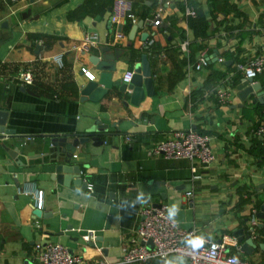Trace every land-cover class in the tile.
Wrapping results in <instances>:
<instances>
[{"label":"crops","instance_id":"crops-1","mask_svg":"<svg viewBox=\"0 0 264 264\" xmlns=\"http://www.w3.org/2000/svg\"><path fill=\"white\" fill-rule=\"evenodd\" d=\"M131 2L135 23L125 18L115 24L113 0H0V115L16 134L0 137V264H39L35 243L47 241L65 244L88 263L115 262L141 209L156 203H166L181 226L195 227L209 238L223 233L236 238L234 230L244 228L256 247L241 250L243 240L236 238L239 249L230 250L264 264V225L258 226L264 220L251 211L264 200V158L252 152L253 139L260 136L255 130L264 126V102H253L249 95L242 106H231L240 102L232 79L236 62L264 52V0H163L158 25L152 21L155 0ZM187 6L205 14L206 36L196 37L188 25ZM115 31L122 37L115 38ZM85 34L95 37L88 49L80 47ZM103 48L115 53L111 80L120 84L91 101L80 88L98 79L101 70L88 56L103 57ZM214 49L222 60H212ZM60 52L62 68L51 59ZM201 53L208 65L194 69ZM142 54L155 93L135 104L119 86ZM25 66L35 74L29 85L16 77ZM255 79L264 86V69ZM218 88L230 93L227 103L219 102ZM94 118L107 125L99 137L103 143L89 140L71 158L93 190L52 180L50 137L84 131ZM187 127L210 134L214 160L208 166L194 172L188 158L148 152L171 130ZM37 190L43 192L41 209L51 216L34 217ZM77 228H93L94 245ZM179 257L129 264H178ZM180 264L190 263L184 258Z\"/></svg>","mask_w":264,"mask_h":264},{"label":"built area","instance_id":"built-area-1","mask_svg":"<svg viewBox=\"0 0 264 264\" xmlns=\"http://www.w3.org/2000/svg\"><path fill=\"white\" fill-rule=\"evenodd\" d=\"M155 2L156 9L152 21L158 25L162 22L163 0H155ZM131 7V0H113L111 21L119 24L126 18L131 23H135L136 17L131 12ZM184 14L195 16L196 9L193 6H187ZM260 35L264 43V27L261 29ZM114 36L120 38L122 32L115 31ZM41 41L39 39V42ZM94 42V36L85 34L80 47L88 49ZM51 59L58 68L65 66L62 52L53 55ZM218 59L222 60L223 58L218 57ZM208 61V56L201 53L192 67L200 69L207 66ZM235 67L241 76L252 77L256 80V76L264 69V52L236 62ZM83 71L88 77H92L89 71L84 69ZM132 74V70H127L123 74V81L128 82ZM16 77L21 84L29 85L33 83L35 74L31 66H25L18 69ZM216 94L221 103H227L230 100V93L226 90L218 88ZM260 117L264 121V107L260 110ZM255 133L260 136L264 133L263 123L256 128ZM148 152L150 154H162L167 158H188L194 162L191 167L194 172L197 166H208L214 160L210 134L196 127L171 130L166 138L153 144ZM87 188L90 191L93 190L91 183H87ZM42 199V190H37L34 194L33 205L42 208ZM257 210L258 207L254 205L251 209L254 216ZM36 224L38 223L36 222ZM253 224L257 226L256 220L253 221ZM76 231L81 234L84 240H90L95 236L93 228L85 230L77 228ZM148 240H151V245L147 243ZM231 246L236 250L239 249L234 236L223 233L220 238L214 239L204 236L195 227H183L171 214L168 205L160 203L141 209L134 233L131 239L121 246L120 256L115 262L100 258L94 263H88L81 255L71 251L65 244L53 241L36 242L34 257L39 264H129L146 262L151 258L164 259L175 254L186 258L190 264H255L241 257L237 252L231 251Z\"/></svg>","mask_w":264,"mask_h":264},{"label":"water","instance_id":"water-1","mask_svg":"<svg viewBox=\"0 0 264 264\" xmlns=\"http://www.w3.org/2000/svg\"><path fill=\"white\" fill-rule=\"evenodd\" d=\"M141 22L132 24V28L129 37L132 38L137 26H140ZM103 57L97 54H90L88 56L89 61L96 65L98 69L101 70L98 79H88L80 88V93L83 97L88 98L91 101H97L102 97L112 85H119L120 80L112 81L110 71L115 68V53L110 52L108 48H103ZM218 58V51L214 49L212 54V60L215 61ZM230 61V60H227ZM119 89L126 90L130 92V101L133 103H138L145 95H153L155 90L153 88V78L150 65L145 54L141 55L140 62H137L133 69V74L128 82H123L119 86ZM237 96L240 102L237 104H232V107L242 106L243 101L248 98L249 95H253L252 101L264 102V86L258 81L254 80L252 77L241 76L236 84ZM14 129L5 126L4 113L3 116L0 115V137L11 136L14 134ZM107 133V125L102 124L100 120L94 118V123L86 128L84 131L75 132L71 134H56L52 135L49 139V145L47 149V154L49 156V162L53 165L50 178L56 180L59 184L69 187L72 182L74 185H80L82 187H87V181L83 180L80 175V167L78 164H73L71 158L77 149H81L85 142L91 140L93 145H101L103 139L99 138L100 135ZM20 139L21 136L17 135ZM32 211L34 217H48L51 216V212L46 214V212L35 207L32 203ZM154 205H159L158 203ZM255 217L264 220V200L259 203L258 210L255 213ZM109 221V218L106 222ZM264 223L260 222L259 227L263 226ZM234 235L238 240H243L240 249L251 251L256 247L253 236L249 232H244V228H238L234 230ZM96 240V238H94ZM87 243L94 245L91 240H86ZM147 243L151 245V240ZM261 245V244H259ZM248 247V249H246Z\"/></svg>","mask_w":264,"mask_h":264},{"label":"trees","instance_id":"trees-1","mask_svg":"<svg viewBox=\"0 0 264 264\" xmlns=\"http://www.w3.org/2000/svg\"><path fill=\"white\" fill-rule=\"evenodd\" d=\"M187 21L188 25L194 30L196 37L206 36L209 24L205 14L199 8H196L195 16H187ZM240 77L241 73L236 70L232 78L234 83H237ZM252 152L257 154L259 157L264 158V136L261 135L258 138L255 137L253 139Z\"/></svg>","mask_w":264,"mask_h":264},{"label":"rangeland","instance_id":"rangeland-1","mask_svg":"<svg viewBox=\"0 0 264 264\" xmlns=\"http://www.w3.org/2000/svg\"><path fill=\"white\" fill-rule=\"evenodd\" d=\"M172 257H173V259H176V257H177V255H175V254H173V255H171ZM184 258H182V257H179V261H178V264H180L181 262H182V260H183Z\"/></svg>","mask_w":264,"mask_h":264}]
</instances>
